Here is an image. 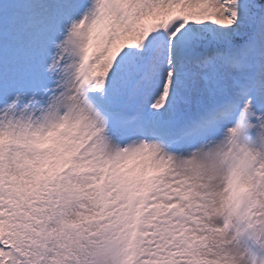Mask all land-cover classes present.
<instances>
[{"label": "snow or ice", "instance_id": "1", "mask_svg": "<svg viewBox=\"0 0 264 264\" xmlns=\"http://www.w3.org/2000/svg\"><path fill=\"white\" fill-rule=\"evenodd\" d=\"M0 264H264V0H0Z\"/></svg>", "mask_w": 264, "mask_h": 264}]
</instances>
